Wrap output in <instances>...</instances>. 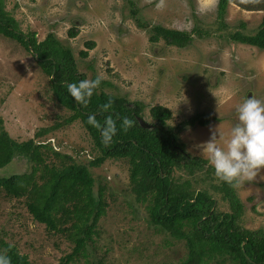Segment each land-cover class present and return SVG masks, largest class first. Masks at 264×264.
<instances>
[{"label":"rangeland","instance_id":"obj_1","mask_svg":"<svg viewBox=\"0 0 264 264\" xmlns=\"http://www.w3.org/2000/svg\"><path fill=\"white\" fill-rule=\"evenodd\" d=\"M3 2L23 34L34 32L38 41L52 34L70 48L78 71L86 79L100 77L109 84L106 90L111 95L124 97L129 104L141 103L146 123L153 122L148 113L154 106L170 111L167 125L172 128L196 114L208 116L207 126L180 128L178 132L186 154L192 157L207 161L199 146L208 141L210 128L218 127L221 136L216 143L224 146L236 123V106L244 98L253 96L264 102V50L216 37L194 38L182 49L148 41L152 26L182 32L194 27L213 29L217 0H163L159 8L157 0H129L131 5L127 0ZM131 9L145 29L137 27ZM263 14L243 11L230 3L225 22L231 29L244 22L246 33L251 34ZM70 31L75 33L74 38L68 35ZM86 44L92 49L87 50ZM79 52L87 56L81 58ZM47 94L46 79L32 60L18 44L0 37V118L12 139L26 141L38 130L58 124L60 116H67L46 99ZM48 138L62 152L71 156L73 151L78 152L82 162L92 158L86 134L77 124L60 128ZM26 171L27 164L16 160L0 169V177ZM93 172L107 179L115 197L101 221L99 243L109 246L111 262L161 264L183 255L182 242L157 234L148 225L145 210L130 193L124 167L108 162ZM235 191L243 205L240 224L247 230L264 231V168L251 181L235 186ZM214 198L217 211L228 212L227 204ZM5 203L0 204V233H5L9 242H17L20 254L34 264H59L69 254L66 243L57 241L56 248L54 241L44 236L43 227L34 223L23 208L13 201Z\"/></svg>","mask_w":264,"mask_h":264},{"label":"trees","instance_id":"obj_2","mask_svg":"<svg viewBox=\"0 0 264 264\" xmlns=\"http://www.w3.org/2000/svg\"><path fill=\"white\" fill-rule=\"evenodd\" d=\"M230 3L243 11L264 13V0H217L213 29L194 27L182 32L152 26L148 41L182 49L194 38L216 37L264 50V14L251 34L246 33L244 22L231 29L225 22ZM130 16L137 27L146 28L135 10H130ZM68 35L74 38L75 33ZM0 37L22 48L46 79V99L58 112L67 113L59 117L58 124L38 130L23 142L8 135L0 118V169L16 160H23L28 167L22 174L0 177V204L13 201L23 208L56 248L57 241L66 243L70 252L59 264H117L108 259L109 246L99 244L101 221L115 197L107 179L96 176L93 170L108 162L126 169L130 193L145 210L154 232L182 242L183 255L161 264H264V231L247 230L240 224L243 205L235 186L219 181L207 161L186 154L179 141L180 128L205 127L208 116L196 114L172 128L167 125L170 111L154 106L148 113L153 122L141 127L138 119L144 121L143 105L111 95L106 90L109 84L102 80L91 96L76 101L68 94L67 84L84 80L86 75L78 71L70 48L52 34L42 41L34 32L23 34L5 11L3 0ZM92 47L86 44L87 50ZM79 56L85 58L87 53L79 52ZM95 78L91 75L89 80ZM124 118L131 124L125 125ZM74 124L86 134L92 155L87 162L78 160V152L71 156L49 141L48 136ZM215 196L227 204L228 212L217 211ZM16 243L1 232L0 255L7 257L8 264H34L20 254Z\"/></svg>","mask_w":264,"mask_h":264},{"label":"clouds","instance_id":"obj_3","mask_svg":"<svg viewBox=\"0 0 264 264\" xmlns=\"http://www.w3.org/2000/svg\"><path fill=\"white\" fill-rule=\"evenodd\" d=\"M162 6L163 0H157L156 7ZM99 83L100 77L84 79L67 84V91L73 99L81 101L91 96ZM235 114L236 123L223 147L216 143L221 136L218 127L210 128L208 141L199 146L214 176L232 186L251 181L264 168V102L248 96L236 106ZM123 123L130 125L131 121L124 118ZM0 264H8L6 256L0 255Z\"/></svg>","mask_w":264,"mask_h":264},{"label":"water","instance_id":"obj_4","mask_svg":"<svg viewBox=\"0 0 264 264\" xmlns=\"http://www.w3.org/2000/svg\"><path fill=\"white\" fill-rule=\"evenodd\" d=\"M138 123L141 127H147V123H145L143 120L138 119Z\"/></svg>","mask_w":264,"mask_h":264}]
</instances>
